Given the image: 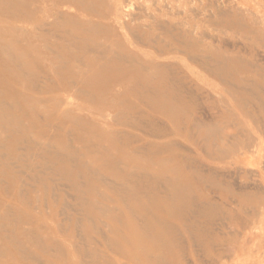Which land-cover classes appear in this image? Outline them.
Instances as JSON below:
<instances>
[{"label": "bare ground", "instance_id": "6f19581e", "mask_svg": "<svg viewBox=\"0 0 264 264\" xmlns=\"http://www.w3.org/2000/svg\"><path fill=\"white\" fill-rule=\"evenodd\" d=\"M95 1L84 0L82 3L81 0H76L82 6L87 3L90 11L96 10ZM21 2L26 4L27 1ZM64 2L61 0L53 4L55 12L51 16L48 11L35 13L41 19L37 22V29L63 25L65 22L73 25V32H66V35L70 36V43L74 37V42L81 45L83 55L67 59L59 54L61 59H65L63 63L70 64V67L65 73L67 77L59 76L56 80H50L56 82L58 92L50 98H34L19 108L16 100L27 98L25 95L29 91L38 89L39 83L35 79L41 74L40 71L47 67L48 62L41 55L36 57L35 54L46 53L49 47L37 44L19 47L17 42L23 41L24 38L42 39V36L37 32L28 31L26 26L17 22L16 17L23 15H14V10L11 9L14 5L10 0H0V19L8 23V27H2L3 30L0 26V72L6 74L0 77V86H8L7 92L0 91V125L15 128L14 134L30 143L32 149L40 151L45 160L60 166L59 172L56 173L68 181L75 191L74 198L80 201L81 211H84L86 218L72 219L71 229L75 235L69 233L63 242H58L53 231L65 232L59 226L54 230L48 225L46 210L35 206V202L30 199L21 201L25 210L12 205L7 201L12 192L10 188L3 187V179L0 178V193L2 191L3 195L0 197V242L13 246L17 257L31 264H121L114 255L124 258L126 255L135 259L130 251L122 252L123 246L139 249V261L136 264H185L183 262L187 260L184 252L181 249H173L184 243L179 234L181 229L190 233L188 244H197L205 249L215 250L220 245L239 242L237 236L228 234L229 230L220 236L218 231L211 233V228L204 231L195 220L221 216L223 230L230 228L231 231V227L235 226L238 234L241 233L240 248L233 257L244 256L247 253L245 251L254 245L257 230L264 227V195H261L264 191V170L256 174L252 171L253 183L250 182L251 184L237 193L232 189L236 178L233 177L234 173L239 176L249 170V158L255 157L259 161L264 159V153H260L261 145H264V65L259 61H246L238 56H228L217 51L214 52L218 59L207 56L209 50L200 46L202 36H196L193 46L191 36L196 27L193 31L189 29L186 32L187 42L182 45L195 47L196 50L190 57L201 61L203 67L212 65V70L201 69V72L208 76L211 73L221 86L226 87L227 94L216 104L211 97L217 90L207 80H201L208 88L205 93L208 94L207 101L219 112H215L216 118L210 122L193 120L199 105L188 101L184 87L171 74L172 64L160 63L155 57L148 56L136 47L127 46L124 37L120 40L116 37L110 42L96 40V37H93L98 31L96 24L90 20L71 18L70 12L61 10ZM108 2L110 6L117 5L118 16L133 18V15L128 13L124 0ZM148 3L150 1L146 0L142 5L147 6ZM237 7L240 6L236 5ZM7 10L10 13L13 10L15 20L10 19ZM148 16L152 17L150 14ZM241 18H238V22ZM175 25L177 24H170L168 28H174ZM161 27H167V24L164 23ZM88 34L93 38H86ZM170 34L168 31L167 39L173 42L174 37ZM34 63H38L41 70H31ZM50 66L51 68L47 69L50 75H57L54 65ZM13 69H16V72L10 73ZM187 70L193 75L196 74L194 69ZM155 72L161 73V78H155ZM23 78L25 83L17 81ZM71 89H74V93L65 95V92ZM125 89H130L131 95L135 93L136 99L140 98L153 115L166 121L170 129L168 133L166 129L148 123V119L143 118V110L135 109L133 118L138 120L129 123V126L138 130L141 124L142 127L152 128L155 139L144 143L139 139V152L125 154L124 160L129 169H123L122 161L114 158L108 150L89 143L87 145L90 138L97 141L107 140L109 144L116 145L117 139L126 137L121 133L112 134L108 131L109 123L118 124L120 119L125 117L112 115L113 107L105 99L108 95L118 96L126 106ZM5 97H10V102L14 100V112L26 110L42 118L47 116L48 127H53L50 124L52 119L58 123L69 124L79 133L77 142L83 144L87 158L86 154L76 153V157L71 153L70 132H66L68 136L63 135L62 142L58 143V152L50 154V150L56 146L51 143L52 138L39 134L35 136L31 131L34 125H24L16 113H11ZM77 97L85 98L84 102L94 105L96 112L90 109L88 116L79 115L83 109L77 102ZM229 98L238 104L236 109L226 105ZM249 105L256 111L249 110ZM139 118L145 119V122L141 121L142 119L139 121ZM42 124L40 127H43ZM191 130L199 131L201 142L192 141ZM172 135H175L178 141L182 136L190 138L197 154L202 153L209 159L207 169H202L196 157H185L176 152L179 144L172 139ZM16 149L17 147L11 151L12 155ZM0 168L5 170L12 189H19L23 193V185L16 176L8 174L7 165H1ZM101 188L106 189V192L101 191ZM51 190L53 192L55 188L47 181L43 192L49 195ZM215 194L222 203L217 201ZM62 203L65 209L70 208L65 199ZM248 204L253 206L251 212L246 209ZM120 205L123 207L119 208ZM48 208L51 209L48 212L49 217L56 220L58 211L53 210L51 206ZM85 225L88 232L99 237L97 243L83 234ZM104 228L108 230L104 231ZM119 232L124 234L120 235ZM154 249L157 251L154 252ZM109 252H112V255ZM162 253L168 257L164 259ZM221 257L229 259V252H223Z\"/></svg>", "mask_w": 264, "mask_h": 264}, {"label": "rangeland", "instance_id": "374dc122", "mask_svg": "<svg viewBox=\"0 0 264 264\" xmlns=\"http://www.w3.org/2000/svg\"><path fill=\"white\" fill-rule=\"evenodd\" d=\"M10 1L11 4L14 5V7L11 8L14 11L11 10L10 13V11L7 10L8 13H10V19L15 20L14 15L16 14L23 15L21 17H16L18 19L17 22L19 21L21 25L26 26L28 31L37 32L42 36V39H30V37L24 38L23 41L21 40L17 42V45L19 47L28 44L48 46V50H52L51 54L49 53L50 51L46 50V53L41 52L40 54H35V56L40 57L41 55V57L44 58L48 63L53 64L55 67V72L57 73V75H50L49 70L47 69L49 67L51 68V64L47 63V67L45 68V70H41L38 68L39 64L34 63L31 66V70H41V74L35 79L39 83V87L35 91H29L28 94L25 95L27 96V98L22 97L20 100H16V103L19 104V108H21L22 105H27V102L33 100L34 98H50L52 94H56L58 92V85L55 84L56 82L50 80L51 78L56 80V77L59 76L67 77L65 76V73L67 71V68L70 67V64L63 63V60L65 59H61V57H59V54L62 57L70 59L75 56H82L83 52L81 49V45H78V43L76 44L74 42V37L71 38L73 42L70 43V36L66 35V32L69 34L73 32V25L71 26V24H66L65 22L63 23V25L59 24L55 27L37 29V22L41 19L39 18L40 16L38 14L36 15L35 13L40 11H45L44 13H46V11H48L51 16L52 13L55 12L53 11V4L61 0H26V4L24 2H21L25 0ZM63 1L65 2L61 7V10L68 13L70 12L71 18L84 19L85 21L90 20L96 24L95 28L98 31L97 35L93 36L96 37V40L110 42L116 37H119V40L124 37V39H126L127 41V46L136 47L137 49H139V51H143L148 56L155 57V60L157 59L160 63L172 64L173 69L171 71V74L172 76L174 75V77H176L180 81L181 86L184 87L188 101L192 102L193 104L199 105V110L196 112L195 118H193V120L210 122L212 119L214 120L216 118V113L219 112V110L217 111L211 102L207 101L206 97L208 96V94L205 93L208 92V88L204 86L205 83H203V81L201 80H207L217 90V92H214L213 96L211 97L212 101H215L216 104H218L223 95L226 96L227 94L225 92L226 87L221 86L220 82L216 81L211 73L208 76L206 73L204 74L201 72V69H203L204 71H207L208 69L212 70V65L203 67V63L201 61L190 57V54H193V51L196 50L195 47L182 45V43L185 44V42H187L186 32L189 29L193 31L196 27L195 31H193V35L191 36V42L194 46L196 36H202L200 46L202 49L210 51H208L207 56L218 59L217 54H215L214 52L217 51L219 53H225L228 56H238L246 61H259L261 62L260 64L264 65V0H148L150 1V3H148L147 6L142 5L146 0H124L126 7H128V13L130 15H133V18L129 16L127 17V19L125 17L118 16L116 12L117 5L113 4V6H110L111 4L110 2H108V0L107 2L101 3L94 0L96 2V10H94L95 12L90 11L87 8V3L86 5L84 4L82 6L78 4L76 0ZM82 1L84 2V0H81V2ZM88 1L89 0H87V2ZM236 5L240 7L236 8ZM12 11L14 12V15L12 14ZM149 14L152 16L151 18L150 16H148ZM35 16H37V18H34ZM239 17H242L240 22H238ZM131 18L133 20H131ZM137 20L139 21L137 22ZM158 20L160 21L158 22ZM32 23L35 24L33 25ZM164 23L167 24V27H161V25L163 26ZM170 24L177 25H175L174 28H168ZM0 26L1 30H3L2 27H8V23L4 19H0ZM63 27H65L67 31H65ZM166 28L169 30H167ZM168 31H170V35L174 37L173 42L167 39ZM86 36V38H93L92 35L90 36L89 34ZM1 39L2 38H0V40ZM153 39L156 41H150ZM78 40L80 41L79 44H81V40ZM20 42L22 43L20 44ZM89 43H91V41ZM23 57L25 58V56ZM189 57L191 59H189ZM186 66L188 69H194L196 74H191L187 70ZM14 72H16V69L10 70V73ZM157 73L158 72H155V78H161L162 74ZM3 76H6V74L0 72V77ZM17 81H19V83L21 84L26 82L24 81V78L23 80L21 79V81ZM14 83L16 84L15 81ZM7 87L8 86L3 85L0 86V91L7 92ZM125 90L127 96V102H125L126 106L122 104V101L118 96L113 97L108 95L105 97V99L113 107L111 109L112 115L115 116L116 114H118L125 117L121 118V121L118 124H115L113 122L109 123L108 131L112 134L121 133L126 137L117 139L116 145L109 144L107 140L97 141L93 138H90L87 140V145L89 143L98 147L100 146V148L103 150H108L114 158L122 161L123 169H129V166H127L128 163L124 160L125 154L139 152V139L143 143L155 139V136H153L154 132L151 130L152 128L150 129L149 127H142L141 124L138 130L130 127L131 125L129 126V123L131 124L132 122H136V120H138V118H133L135 116V109L143 110V118L148 119V123H152L160 129H166L168 133L170 132V129L166 121H164L159 116L157 117L153 115L150 108L144 105L141 102L140 98L139 100L136 99V97L134 96L135 93L134 95H131L130 89ZM188 92L190 93L188 94ZM73 93L74 89H71L66 91L65 95H72ZM84 99L85 98H79V101H77L83 109V112H81L79 115L88 116V110L90 109L96 112V109H94L95 106L84 102ZM5 100L7 106L11 108V113H16L15 115H18V118L23 122L24 125H34V128L31 129V131L35 136L39 134L44 135L46 138H52L51 143L56 146H53V148L50 150V154L58 152V143L62 142L61 140L64 138L63 135H65L66 137L68 136L66 132H70L71 153L76 157V153L80 155L86 154L87 158L88 154L86 153V149L84 148L83 144H79L77 142V136H79V133L75 129H72L69 124L58 123L57 121L52 119L50 124L53 127H48L46 126V121L48 120L47 116L42 118L38 114L30 113L24 110L26 106L23 108V112H14V110H16V107L13 103L14 100L13 102H10V97H5ZM227 104L232 109H236L238 107V104L231 98H229V100L226 102V105ZM248 109L251 111H256L255 108L251 105H249ZM141 119L142 118H139V121ZM144 120L145 119H142L141 121L145 122ZM41 124L43 125V127H40ZM14 133L15 128L0 125V166L7 165V168L9 169L8 174H13L14 176H16V179L19 180V183L23 185L24 188L23 193L19 189H12L9 181L6 178L7 176L5 170L0 168V178L3 179L2 185L4 188H10L12 192L10 194V199H8L7 201H9L17 208L25 210V207L23 206L21 201L24 199L33 200L35 202V206L44 211L46 210L48 216V225L52 226L54 230L55 227L58 226L62 230H64L63 232L65 233L53 231L54 236L57 238L56 240L58 242H63L67 234L74 233L75 235L74 230L71 229V226L73 224L72 219L86 218L84 217V211H81L82 209L80 208V201L74 198L75 191L70 187L68 181L64 180L59 174L56 173L59 172L60 166H57L49 160H45L44 155L40 151L32 149L30 143L26 142L25 140H23V138H20ZM190 134L191 138L193 139L192 141L198 140L199 142H201L202 138L199 131L191 130ZM171 137L179 144V148L176 149V152L185 157H196L198 159V164H200L202 169H207L209 159L202 153H199V155L197 154V150L193 148L194 145L193 142H191L190 138H188L187 136H182L183 138L179 137L180 139L178 141L175 135H172ZM15 147H17V149L12 155L11 151ZM261 149L262 150L260 151V153L262 152L261 154H263V144L261 145ZM263 160L261 159L259 161V159L251 157L247 160V163L250 165L248 171L239 174V176L238 174L236 175L234 173L233 178L238 177V180H236L235 178V186L232 187V189L235 190L236 193L241 189H244V187L248 184L253 183V175H251L252 171L254 174H256V172H262L264 170ZM3 173H5V175H2ZM47 181L49 182L50 186L55 188V191L52 192L51 190V193L49 195H45L43 192L44 184L47 183ZM101 191L106 192V189L101 188ZM261 195H264V191L261 192ZM2 196L3 195L1 191L0 197ZM215 196L217 201L219 203H222V201L217 198L216 194ZM62 199H65L67 204L70 205V208L65 209V206L62 203ZM50 206L53 210L56 209L58 211L56 220L49 217L50 215L48 212H50L51 209H49L48 207ZM121 207L123 206L120 205L119 208ZM246 209L251 212L253 210V206L248 204L246 206ZM220 218L221 216L201 217L196 218L195 220L200 225V228L204 231L211 228V233H215L216 231H218V234L220 236H223L224 233L226 234L229 230L228 234L237 236L239 238V242L228 243L224 246L220 245L215 248V250H210L209 248L205 249V247L197 246V244H188L187 238L190 236V233L187 232L186 229H181L179 230V234L184 239V243L181 246L178 245L176 247H173V249H181L184 252V256L187 261L183 263L195 264L194 262H197L201 264H264V227L260 230L258 229L255 233L256 241L254 242V245H251L248 250L245 251L247 253H245L244 256L241 255L238 258H234V253L239 250V246L242 241V238L240 236L241 233L238 234V229L235 226L231 227V231L230 228L223 230L221 226L222 221ZM174 223L177 224L178 222L174 221ZM233 227L234 232L232 231ZM107 230L108 228H104V231ZM88 231L89 230H87V226L85 225L83 234H86L88 237L92 238L95 243H97L99 241V237L94 233H90ZM2 233L4 234V231H2ZM119 234L123 235L124 233L119 232ZM80 238L78 240L79 244L81 241ZM121 248L122 252L125 253L130 251V253H133V256H135L134 259L129 258L126 255V258L114 255L115 259H117L121 264H136L139 261V249H136L134 247L129 248L125 246ZM155 251H157V249H154V252ZM223 252H229L230 258H222L221 254ZM111 253L112 252H109L110 255H112ZM37 254L41 256V254ZM161 255H163L164 259L168 257L163 253ZM42 258L45 259L44 256H42ZM0 264L31 263L23 262L20 258H18L13 246H10L5 242H0ZM55 264L62 263L56 262Z\"/></svg>", "mask_w": 264, "mask_h": 264}]
</instances>
